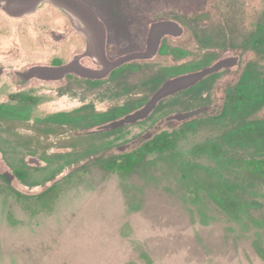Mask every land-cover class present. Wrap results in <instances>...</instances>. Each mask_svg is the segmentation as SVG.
Returning <instances> with one entry per match:
<instances>
[{
    "label": "rangeland",
    "instance_id": "obj_1",
    "mask_svg": "<svg viewBox=\"0 0 264 264\" xmlns=\"http://www.w3.org/2000/svg\"><path fill=\"white\" fill-rule=\"evenodd\" d=\"M93 2L117 23L108 60L127 59L100 93L35 71L81 51L95 61L72 14L0 0V264H264V172L250 164L264 160V0H137V19ZM162 134L169 147L143 150Z\"/></svg>",
    "mask_w": 264,
    "mask_h": 264
},
{
    "label": "water",
    "instance_id": "obj_2",
    "mask_svg": "<svg viewBox=\"0 0 264 264\" xmlns=\"http://www.w3.org/2000/svg\"><path fill=\"white\" fill-rule=\"evenodd\" d=\"M3 1V0H2ZM8 3H14L18 5L19 8H13L7 10L10 14H24L34 10L41 0H5ZM58 6L64 8L66 11L72 14V17L76 21L77 29L82 32L88 42V48L90 49V56L98 60V62L107 72L110 69L124 63L126 57H119L115 61H110L105 56V39L106 31L105 26L101 20L97 18V15L93 10L88 7L85 3L80 0H52ZM14 4H12L14 6ZM23 12V13H21ZM217 63L212 66L204 67L199 70L192 72H186L174 77L168 78L163 81L160 86L153 92L150 98L145 102L143 106L134 110L133 112L127 113L122 118L115 121L117 124H124L128 122H133L138 119L146 117L149 112L155 107L159 100L162 98L186 89L198 81H200L205 75L216 70ZM73 65L61 68H48V67H38L35 71L41 74L58 75L66 71L67 69H75ZM84 75H92L89 71H82Z\"/></svg>",
    "mask_w": 264,
    "mask_h": 264
},
{
    "label": "flooded vegetation",
    "instance_id": "obj_3",
    "mask_svg": "<svg viewBox=\"0 0 264 264\" xmlns=\"http://www.w3.org/2000/svg\"><path fill=\"white\" fill-rule=\"evenodd\" d=\"M83 1L89 3L92 6L94 11L98 15V18L104 23L105 31H106V46H105L106 47V55H107L108 59H112L113 51L111 50V47H112L111 45L114 46V44H113L114 42L113 41H112L113 43L111 42V40H112L111 35H114V33H115L114 30H116L117 23L115 22L114 19H111V17L110 18L106 17L110 13L106 11L105 5H103V4L96 5L93 2V0H83ZM121 2L125 3V6H123V4ZM136 2H137V0H119V14L122 15V18L124 16L127 18L137 19V18H139V16H142L139 9H138V11L134 9V3H136ZM124 27H126V26L124 25ZM57 34L59 35V33H57ZM57 34L52 33V35H55V36H58ZM72 59L77 60L80 62V64L85 65V66L90 67V68H93V69L102 68L100 63L95 62L96 60L94 61V60L90 59L82 51L79 53H76L71 59L64 60L63 57L57 56V57H52L47 63L40 61L41 62L40 64L49 65V66H58V65H62L64 63H66ZM121 66L122 65H119V66L113 68L111 71H109L106 74L93 75V76L83 75V73H82L83 69L77 68V66H76L75 69H73V71H69L66 74H64L63 76H60L57 78H52L50 81L60 83V85L64 86V88H65V86H67V87L69 86L73 89L75 88L74 86H77V84L85 86V87H87L86 84L93 85V86H95L94 87V89H95L94 93H100V92L104 91V89L106 88V84L109 83V80L106 83V79L110 77L109 75L119 74L120 71H118V69ZM67 75H73L72 79H70V77H67ZM28 79H29V81L35 79V80H38L41 82H46L43 79H39V78H35V77H28Z\"/></svg>",
    "mask_w": 264,
    "mask_h": 264
},
{
    "label": "trees",
    "instance_id": "obj_4",
    "mask_svg": "<svg viewBox=\"0 0 264 264\" xmlns=\"http://www.w3.org/2000/svg\"><path fill=\"white\" fill-rule=\"evenodd\" d=\"M18 97L23 101L28 100L26 96H23L21 94L18 95ZM170 143L171 139L169 138V136L167 134H162L146 141L143 144V150L145 152L162 151L169 147ZM138 156H140V154L137 151L129 154H124L121 158V161L119 163L115 162L114 164L119 170H127L130 166L135 164L136 160L138 159ZM250 164L254 167L255 170L259 171V173L264 172V160L256 162L252 161Z\"/></svg>",
    "mask_w": 264,
    "mask_h": 264
},
{
    "label": "crops",
    "instance_id": "obj_5",
    "mask_svg": "<svg viewBox=\"0 0 264 264\" xmlns=\"http://www.w3.org/2000/svg\"><path fill=\"white\" fill-rule=\"evenodd\" d=\"M86 41H87V40H86ZM87 46H88V42H87ZM105 46H106V39H105ZM104 53H105L106 58L108 59V57H107V55H106V47H105V51H104ZM84 54L86 55V52H84ZM86 56H87V55H86ZM60 57H61V56H60ZM96 62H97V61H96ZM72 63H73L74 65H76L77 68H81V69H83L84 71H89V72H91L92 75H89V76H93V75H103V74H105L104 68L93 69V68L87 67V66H85V65H82V64H80L79 61H77V60H73V59L70 60V61H68V62H66V63H64V64H62V65H58V66L44 65V66H39V67L61 68V67H67V66L71 65ZM69 71H73V69H67L66 71H63V73L58 74V75H53V76L50 77V78H57V77L63 76L65 73H67V72H69ZM86 76H88V75H86ZM15 96H16V95H15Z\"/></svg>",
    "mask_w": 264,
    "mask_h": 264
}]
</instances>
